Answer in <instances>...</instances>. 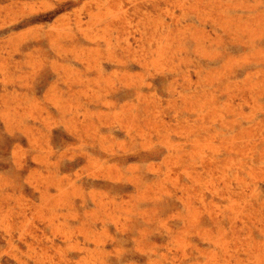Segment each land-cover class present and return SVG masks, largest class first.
<instances>
[{
	"label": "rangeland",
	"instance_id": "rangeland-1",
	"mask_svg": "<svg viewBox=\"0 0 264 264\" xmlns=\"http://www.w3.org/2000/svg\"><path fill=\"white\" fill-rule=\"evenodd\" d=\"M0 264H264V0H0Z\"/></svg>",
	"mask_w": 264,
	"mask_h": 264
}]
</instances>
